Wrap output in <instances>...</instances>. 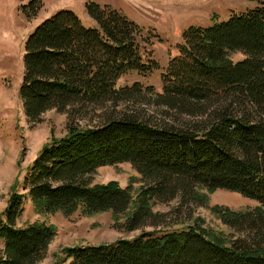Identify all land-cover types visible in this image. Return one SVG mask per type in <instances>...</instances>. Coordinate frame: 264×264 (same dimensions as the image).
Listing matches in <instances>:
<instances>
[{
    "label": "trees",
    "instance_id": "obj_1",
    "mask_svg": "<svg viewBox=\"0 0 264 264\" xmlns=\"http://www.w3.org/2000/svg\"><path fill=\"white\" fill-rule=\"evenodd\" d=\"M40 5L34 0L21 13L33 17ZM86 14L96 27L62 10L25 40L18 89L24 115L37 122L56 110L69 124L42 146L22 193L13 190L0 215V264H38L55 236L43 222L17 225L26 200L40 213L110 212L122 232L140 231L67 247L54 264H264V2L225 22L187 28L161 92L117 85L129 72L158 70L154 32L110 7L91 3ZM236 51L243 59L232 61ZM91 117L99 123L75 122ZM122 163L140 176L134 197L129 186L92 184L98 168ZM197 188L237 193L260 207L221 216L231 230L227 243L198 226L163 230L165 217L153 204L191 208L203 202Z\"/></svg>",
    "mask_w": 264,
    "mask_h": 264
},
{
    "label": "rangeland",
    "instance_id": "obj_2",
    "mask_svg": "<svg viewBox=\"0 0 264 264\" xmlns=\"http://www.w3.org/2000/svg\"><path fill=\"white\" fill-rule=\"evenodd\" d=\"M34 0H0V215L7 205L13 190L22 193V183L28 167L42 146L51 138L66 134L67 114L49 110L37 122H30L24 115L18 89L23 73V51L27 36L34 27L62 10L73 12L85 28L96 27L86 14V5L110 7L127 21L152 30L150 41L152 59L158 70L148 76L129 72L117 85L130 86L139 83L161 92V76L169 61L177 55L176 46L181 43L182 33L190 26L208 27L227 21L233 14L257 7L264 0H38L40 9L33 17L21 11H30ZM232 61L243 59L241 52H231ZM95 114V116H98ZM100 118L91 117L75 121L80 126L97 125ZM116 182L121 187L129 186L134 194L141 186L140 176L129 163L103 166L96 170L94 185ZM16 185V189H15ZM202 204L175 210L176 201L168 204H153L152 211L162 213L161 228L167 232H179L188 226H198L211 237L225 243L230 240L231 230L221 222L227 212L243 213L260 205L240 194L223 190L209 191L197 188ZM175 210V211H174ZM191 212V213H190ZM43 222L55 228L44 258L38 264H54L63 249L75 245L111 243L129 239L140 231L124 233L114 226L110 212L83 215L75 211L69 216L63 213H40L30 200H26L17 225ZM146 231L151 230L146 228Z\"/></svg>",
    "mask_w": 264,
    "mask_h": 264
}]
</instances>
